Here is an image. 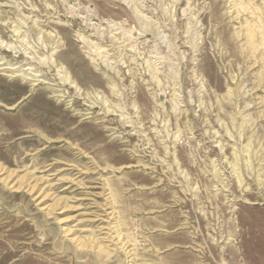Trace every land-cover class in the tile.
I'll use <instances>...</instances> for the list:
<instances>
[{"label":"rangeland","instance_id":"1","mask_svg":"<svg viewBox=\"0 0 264 264\" xmlns=\"http://www.w3.org/2000/svg\"><path fill=\"white\" fill-rule=\"evenodd\" d=\"M248 26L264 0H0V264H264Z\"/></svg>","mask_w":264,"mask_h":264},{"label":"bare ground","instance_id":"2","mask_svg":"<svg viewBox=\"0 0 264 264\" xmlns=\"http://www.w3.org/2000/svg\"><path fill=\"white\" fill-rule=\"evenodd\" d=\"M244 6V5H243ZM242 6V7H243ZM242 9V11L244 10L245 11V9L244 8H241ZM248 11H250V10H248ZM253 14V13H252ZM246 33H248V35H247V39H248V44L250 45V47H251V49L255 52V51H257V48H258V46H263L264 45V40L261 38V42H260V44L259 45H255V43L257 42L256 41V37H257V35L259 34L258 32H257V27H255V26H248V32H246ZM261 34V33H260ZM262 35V34H261Z\"/></svg>","mask_w":264,"mask_h":264}]
</instances>
